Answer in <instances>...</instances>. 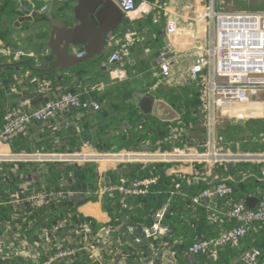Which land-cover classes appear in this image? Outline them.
Listing matches in <instances>:
<instances>
[{
    "label": "trees",
    "instance_id": "obj_1",
    "mask_svg": "<svg viewBox=\"0 0 264 264\" xmlns=\"http://www.w3.org/2000/svg\"><path fill=\"white\" fill-rule=\"evenodd\" d=\"M42 2L43 0H40L37 7ZM11 16L16 15L12 14ZM3 38L6 39V37ZM11 56L14 55L11 54ZM45 56L43 55L42 60ZM38 61L22 57L10 61L0 59V130L3 125V115L10 109L22 107L18 103H10L11 97H19L24 93L29 94V99L35 100L36 105L33 108H22L33 110L40 107L44 101L56 99L63 93L79 94L76 83L72 80L85 63L66 70L32 69V67H38ZM128 80L131 82L133 78ZM13 88L20 89L22 92L13 94ZM116 91L117 96H120L123 86L117 88ZM79 95L83 100H93L98 103V109H94L92 106L71 109L47 121L33 122L28 126L25 134L14 137L8 143L10 152L79 151L81 142L89 141V133L92 132L91 128L93 127H97V129L92 133L98 135L99 138L93 142V145L100 152L145 150V146L149 150L156 148L172 150L189 143L188 138L182 134L189 129L185 124L193 117L189 112H183L180 118L166 122L145 114L131 104L125 106L122 99L119 98L121 103H118L117 106L118 108L126 107V110H122L124 113L117 115L108 113L106 117L105 109L101 110L104 95L97 92L90 95L85 93ZM178 100L179 98L175 97L169 102L172 104ZM79 113V118H76ZM92 115L95 119H92L91 122ZM123 120L127 121V127L123 126ZM228 121L230 125H236L233 123L234 119H228ZM248 121L264 122V118ZM174 128L183 129L177 139L171 138ZM172 165L173 163L167 162L147 164L121 162L114 169H109L106 172L111 185L129 186L135 181L154 179L148 185L145 193L123 194L118 190L103 193V208L111 218V225H120L119 229L115 231V235L124 238L122 249L127 253L125 264H148L153 260L155 250L161 248L164 242L175 251L177 262L180 264H241V254L252 247H256L260 251L257 264H264V223L261 222L253 223L246 235L236 242L218 248L214 257L209 255L192 256L188 253V247L193 241L210 240L237 224L234 219L225 215L233 202H245L247 197L253 195L264 198V162H226L212 166L210 176L224 178L232 187V193L228 197L215 200L214 208L220 213H214L205 205H195L192 202L194 195L210 185L207 179L211 177L206 176L207 168L201 164H195L200 176L195 181L193 177L184 173L168 174L167 170ZM96 166L95 162L75 164L69 162L0 161V227L5 221L10 220L11 215L17 212V209H20V213L25 212L32 215H36V212L41 214L50 210L53 214V222H55L66 213L74 214L78 205L96 201ZM33 175L38 176V179H34ZM43 189L71 190L75 194L59 203L37 208L31 207L25 202L12 203L13 195L24 196ZM172 191L173 194H171ZM166 202L169 204L164 213L162 224L168 228L167 235L134 244L131 235L126 232L127 227L135 223L142 227L150 225L153 221V213ZM123 216H125L126 222L122 219ZM78 217L82 220H91V218H85L82 215H78ZM186 254H189L190 258H186ZM73 257L76 259L74 262L78 264H82V260H85L84 255H80V252H77ZM62 263L59 261L51 264ZM8 264L33 263L30 259H12ZM87 264L96 263L87 260Z\"/></svg>",
    "mask_w": 264,
    "mask_h": 264
},
{
    "label": "built area",
    "instance_id": "obj_2",
    "mask_svg": "<svg viewBox=\"0 0 264 264\" xmlns=\"http://www.w3.org/2000/svg\"><path fill=\"white\" fill-rule=\"evenodd\" d=\"M124 15L136 9L137 3H145L144 0H114ZM234 0H210V4L204 5L196 14V21L205 22L209 32L208 46L203 49L201 55L189 68V79L201 84V101L204 112V125L202 133L204 145L199 150H193L192 145L176 147L172 150H138L119 152H98L88 150V144L82 143L79 151L73 152H35V153H11L0 152V161L32 158L41 162H69L81 164L86 162H106L109 165H117L121 162L131 163H181L189 161L194 167L201 164L210 170L214 164L226 162H264V153L245 154L239 151H221L220 142L217 141L215 129L220 117H228L234 120H252L264 117V7L256 10L229 9L226 3ZM237 1V0H235ZM150 8L157 7L155 3L148 4ZM33 11L30 13V15ZM154 20L160 21L157 17ZM168 33H175L174 22L166 25ZM114 39L113 34L108 35L107 41ZM7 49H0V54L6 55ZM83 52H77L82 55ZM121 55L114 52L109 57V63L119 62ZM161 77L170 75V62L167 52L159 54L158 62ZM116 78L123 80L126 74L116 69ZM92 106L98 109L95 101L81 99L79 94L66 92L56 99L46 100L33 110H25L16 107L8 110L3 115V125L0 130V147L8 144L14 137L25 134L27 128L33 122L47 121L50 118L62 115L71 109ZM172 139L181 135L182 128L172 130ZM204 149V150H203ZM207 179L209 186L202 189L192 197L195 205H205L214 213H220L214 208L216 199L226 198L232 193V187L226 179L218 176H210ZM199 177L193 180H198ZM217 180L216 182H214ZM154 179H143L133 182L131 185H111L104 191L118 190L123 194H141L147 191L148 185ZM123 182V181H122ZM102 192V191H101ZM75 194L71 190L43 189L24 196L13 195L12 203H28L31 207H42L52 203H59L65 198ZM173 194V191L171 192ZM169 202H166L152 215L153 221L148 226L142 227L144 238L156 239L167 235L168 228L162 224L164 213ZM225 215L234 219L237 224L224 230L217 237L210 240L198 239L188 247V253L192 256L209 255L215 256L221 246L234 243L246 235L249 227L255 222L264 223V198H258L253 207H248L244 201L233 202ZM127 234L131 235L134 244L142 242L140 237H132L133 227L128 226ZM90 243L94 241L104 244L100 235L89 237ZM89 241L86 243L90 246ZM85 248V247H83ZM79 248L66 246L62 242L54 245L53 253L42 261L33 264H51L56 260L72 257ZM157 264H171L164 253L156 251ZM97 256V254L93 253ZM91 257H94V255ZM260 251L252 247L244 251L240 256L241 264H257ZM173 256V255H172ZM124 254H120L113 264H125ZM148 264H153L149 262Z\"/></svg>",
    "mask_w": 264,
    "mask_h": 264
},
{
    "label": "crops",
    "instance_id": "obj_3",
    "mask_svg": "<svg viewBox=\"0 0 264 264\" xmlns=\"http://www.w3.org/2000/svg\"><path fill=\"white\" fill-rule=\"evenodd\" d=\"M51 1L56 0H43L42 4L37 7L40 0H27V5L22 4V0H0V11H6L7 9V11H10V16L12 14L16 15L11 16L10 20L16 32L19 29L15 22L20 18L23 21L21 29L30 30L29 26L31 24L26 23L28 20H26L25 8H27L28 4H32L33 12L36 14L37 11ZM144 1L145 3H139L138 1L136 9L124 15L119 28L110 33L114 35V39L107 41L103 53L84 62V66L74 75L72 81L76 83L77 93L79 94L90 95L93 92H97L104 95L101 110L104 111L105 105L108 103L112 107L108 109V113L111 115L122 114L124 113L122 110H126L124 106L123 108H118L117 106L118 103H121L119 99L121 98L125 106L131 104L145 114L168 122L169 120L177 119L176 116H173L172 108L169 105L171 104L168 98L170 93L183 92V89H186V93L194 100H198V95H201V91L198 92L196 89L195 82L189 79V68L209 43L207 24L196 21L195 17L204 5L210 4V0ZM74 3V0H72L71 7ZM153 3L157 7L150 8L148 4ZM263 7L264 3L259 9ZM229 9L235 10L236 8L229 7ZM248 9L256 10L253 7ZM58 12H60L59 16L63 15V10L60 9ZM39 16L41 15L38 14L37 17ZM153 17H157L160 21L154 20ZM35 20H38V18ZM171 21L174 22L176 27V32L173 34L166 31V25ZM47 36L48 33L43 40L39 36H36L33 40L18 39L16 46L12 50L5 43L8 39L7 34L0 35V49L9 51L6 55L0 54V59H7L8 61L11 59L18 60L20 58L17 57H20V54H27L30 57L35 56L40 63L43 61V55L47 53L45 44ZM3 37H6V39ZM162 51L167 52L170 62V75L168 77H161L158 74L159 54ZM114 52L119 53L121 59L119 62L109 63L108 59ZM11 54L14 56H11ZM116 69L123 71L126 74V78L123 80L117 79L115 76ZM129 78H133V80L129 82ZM122 86L123 92L120 96H117L116 89ZM12 93L20 94L16 88L12 89ZM138 93H142L145 96L137 97ZM148 97L153 98L152 106H150ZM10 99L9 102L13 103ZM116 99L118 100L117 105L114 103ZM18 104L23 108H33L36 105V101L28 98ZM158 114L163 116V118L170 117V119H163ZM78 116H80V113L76 118H79ZM91 117L92 122V119L95 118L94 115ZM124 121L126 122L125 125L123 124ZM224 121L220 120L219 122L224 124V126L230 125L228 120H226L227 123H224ZM196 122V117H192L185 124L189 128L186 132H193L191 140L188 135H185L189 143L196 139L203 141L201 132L203 128L201 125H197L198 128H196ZM122 124L124 127L128 126L126 120H123ZM96 129L97 127H93L91 131L94 132ZM198 129L199 132L197 131ZM228 138L226 136L225 140H229ZM225 140L220 139L218 141L223 144ZM82 143L84 141L81 142V146ZM9 151L8 144L0 147V152ZM96 164L97 200L78 205L75 211L76 214L66 213L61 219L53 222V214L50 210L41 214L36 212V215H32L25 212L20 213V209H17V212L11 215L10 220L2 224V227H0V264H8L12 259H30L32 263L42 261L53 253L54 245L57 242H62L69 247L79 248L78 253L80 252V255L85 257V260H82V264H87V260L96 264H113L120 254L127 256V253L122 249L124 238L115 235V231L119 229L120 225H111V218L105 212L102 202L104 189L111 186L110 178L107 177L106 172L109 169H114L116 165H108L106 162H96ZM175 172L187 174L193 179L200 177L196 167L193 165L186 166L180 163H173L168 168L167 173L172 174ZM210 174L211 170H207L206 176L209 177ZM33 178L37 180L38 176L33 175ZM78 215H82L85 218L89 217L91 220H82ZM97 234L101 236L104 244L95 241L90 243L92 241H89V237ZM88 241L90 246L86 245ZM156 251L164 253L167 259H170V262L173 260L174 262L171 264H180L177 262L175 251L166 242L163 243L161 248L155 250V255ZM93 253L97 254V256ZM92 254L94 257H91ZM186 258H190L189 254H186ZM74 259L72 256L54 262L61 261L63 262L62 264H78L74 262L76 260ZM151 262L157 264V258L154 256Z\"/></svg>",
    "mask_w": 264,
    "mask_h": 264
},
{
    "label": "water",
    "instance_id": "obj_4",
    "mask_svg": "<svg viewBox=\"0 0 264 264\" xmlns=\"http://www.w3.org/2000/svg\"><path fill=\"white\" fill-rule=\"evenodd\" d=\"M70 8V15L65 13L61 17L53 15L50 3L44 5L36 14L44 13L48 19L49 30L46 40L47 53L38 67L32 69L50 71L54 69H70L89 59L101 55L107 44L108 35L119 28L124 18V13L114 0H74ZM27 5V0H22ZM26 15L33 11L32 4H28ZM83 52L77 55V52ZM24 62V61H22ZM128 95V93H126ZM137 97H143L138 93ZM30 98L29 94L10 99L13 103H20ZM150 106L153 98L148 97ZM125 125L126 122L124 121ZM146 148V146H145ZM257 201L256 196L245 199L248 207H253ZM122 219L126 222L125 216ZM132 237H140L145 241L140 224H131Z\"/></svg>",
    "mask_w": 264,
    "mask_h": 264
},
{
    "label": "rangeland",
    "instance_id": "obj_5",
    "mask_svg": "<svg viewBox=\"0 0 264 264\" xmlns=\"http://www.w3.org/2000/svg\"><path fill=\"white\" fill-rule=\"evenodd\" d=\"M48 3H50L52 7L54 8V11H52L53 15L61 17L59 16L60 12H58L60 9L63 10V15L65 13L70 15L69 10L71 8L72 0H58V1L56 0V1H51ZM263 3H264V0H246V1H240V2L234 0L233 2L230 1V3L229 2L226 3V6L228 8L235 7L236 9H245V10L251 7L255 9L257 8L259 9V7L263 5ZM9 12L10 11H7V9L6 11L4 10L0 11V35L7 34L8 42L5 41V43L8 44V46L11 49L16 46L17 44L16 42L18 39L33 40L35 39L36 36H39L41 40H43L44 37L47 35L48 30H49V23L44 13H39L41 15L39 17H37L38 14H35V12H33L29 16L26 15V20H28L26 23H29L32 25V26L31 25L29 26L30 30L21 29L23 21H21L20 20L21 18H20L17 22H15L16 25H18V29H19L18 32H16V30L13 28V25L10 23L11 16L9 15L10 14ZM36 18H38V20H35ZM19 56L20 57H17V56L16 57L17 58H21V57L22 58H33L36 61L35 56L30 57L27 54H20ZM195 84H196V89L198 90V92H200L202 90L201 84H198V83H195ZM19 92H22V91L19 89ZM186 92L187 90L183 89V92H176L173 94L170 93L168 95L169 101L170 99H173V98L175 99V97L179 98L178 102L169 104L172 108L173 116H176V118L178 117L180 118L183 112H187V113L189 112L193 117H196V120H197L196 128H198L197 125L198 126L201 125L203 128L205 117H204V112L202 108L201 95H198L199 97L198 100H194ZM114 101L113 102L115 104L118 102L117 99ZM109 108L111 109L112 107L107 103L105 105V112H104L106 113V117L108 116ZM158 116L163 118V116H160L159 114ZM163 119H170V117L163 118ZM228 119H229L228 117L222 116L220 117L219 121L225 120L224 123H227L226 120ZM219 121H218V127H216L215 129V135H216L217 141L220 139L225 140L226 136L229 137L228 138L229 140H225L223 144H220L222 148L221 151H236V152L239 151L245 154L264 153V122L263 121L262 122H249V121H243V120H235L233 123H235L236 125L231 124L229 126H224V124H220ZM197 131L199 132V129ZM201 132L204 133L205 130L202 129ZM192 133L191 131H188V132L185 131L184 135H188L189 139L191 140L192 135H193ZM89 136H90L89 137L90 142L88 140L84 141L89 146L88 150L92 149L91 151L100 152L99 150L96 149L97 147L93 145V142L95 140H99L98 136L93 135L92 132L89 133ZM172 137L173 136H171V138ZM189 144L193 146L192 147L193 150L201 151L199 149V146L204 145L205 141L196 139L195 141ZM132 151H138V150H131L130 152ZM7 161L17 162V160H7ZM20 161L41 163V161L34 160L32 158L22 159ZM180 164L186 165V166L192 165L189 161H186V162L184 161V162H181Z\"/></svg>",
    "mask_w": 264,
    "mask_h": 264
}]
</instances>
